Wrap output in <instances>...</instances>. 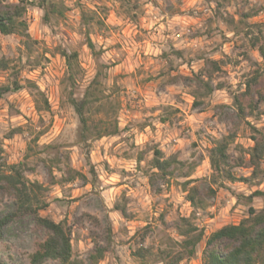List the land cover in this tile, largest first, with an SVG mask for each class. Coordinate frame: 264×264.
I'll return each instance as SVG.
<instances>
[{
	"label": "clouds",
	"instance_id": "obj_1",
	"mask_svg": "<svg viewBox=\"0 0 264 264\" xmlns=\"http://www.w3.org/2000/svg\"><path fill=\"white\" fill-rule=\"evenodd\" d=\"M259 219L264 0H0L17 264H264Z\"/></svg>",
	"mask_w": 264,
	"mask_h": 264
},
{
	"label": "trees",
	"instance_id": "obj_2",
	"mask_svg": "<svg viewBox=\"0 0 264 264\" xmlns=\"http://www.w3.org/2000/svg\"><path fill=\"white\" fill-rule=\"evenodd\" d=\"M257 223L264 224V219H259ZM3 238V234L0 233V240ZM202 255L203 264H240V262L232 256V253L227 251V245L225 242L218 237L206 242ZM0 264L6 263L0 259Z\"/></svg>",
	"mask_w": 264,
	"mask_h": 264
},
{
	"label": "rangeland",
	"instance_id": "obj_3",
	"mask_svg": "<svg viewBox=\"0 0 264 264\" xmlns=\"http://www.w3.org/2000/svg\"><path fill=\"white\" fill-rule=\"evenodd\" d=\"M4 239V238H3ZM2 239V240H3ZM0 259L6 264H17V261L14 259L13 254L7 246L0 247ZM201 260L203 264V255L201 254Z\"/></svg>",
	"mask_w": 264,
	"mask_h": 264
}]
</instances>
